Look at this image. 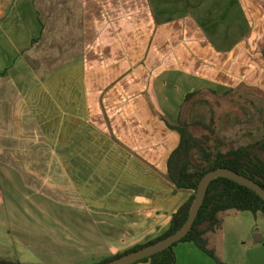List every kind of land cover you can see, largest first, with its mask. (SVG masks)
I'll return each instance as SVG.
<instances>
[{"label":"crops","instance_id":"0c3cea01","mask_svg":"<svg viewBox=\"0 0 264 264\" xmlns=\"http://www.w3.org/2000/svg\"><path fill=\"white\" fill-rule=\"evenodd\" d=\"M206 91L264 100V0H0V258L78 264L101 231L161 236L191 195L166 176L173 126ZM223 219L221 263L179 242L176 264H264L251 218Z\"/></svg>","mask_w":264,"mask_h":264},{"label":"trees","instance_id":"16d2710c","mask_svg":"<svg viewBox=\"0 0 264 264\" xmlns=\"http://www.w3.org/2000/svg\"><path fill=\"white\" fill-rule=\"evenodd\" d=\"M198 93H190L186 102ZM173 128L180 133L179 146L173 151L168 163L167 179L178 190L191 191L188 200L174 214L172 224L161 236L139 243L122 253L107 257L93 264H105L122 255L134 252L172 235L182 228L188 220L190 211L195 203L197 190L203 177L210 171L218 168H228L243 174L264 189V136L263 138L238 147L222 150L219 146H212V135L205 133L196 135L192 125L183 119V114L177 125ZM230 210L247 211L264 214V198L254 189L230 179L219 176L213 179L205 195L204 203L192 230L179 242H193L200 250L221 263L215 250L209 247L206 235L215 231L221 221V214ZM174 246L165 249L151 257L144 258L135 264L144 262L148 264H176ZM0 264H24L20 261H9L0 258Z\"/></svg>","mask_w":264,"mask_h":264},{"label":"rangeland","instance_id":"374dc122","mask_svg":"<svg viewBox=\"0 0 264 264\" xmlns=\"http://www.w3.org/2000/svg\"><path fill=\"white\" fill-rule=\"evenodd\" d=\"M182 114L183 119L191 123L192 130L196 135L202 136L205 133L211 134V130L215 131V134L212 135L211 145H217L222 150L246 145L264 136V100L250 92L231 91L227 94L213 91L200 92L184 104ZM5 200L7 201V199ZM236 214L250 217L254 222L251 240L257 243L259 241L257 234L264 235V215L256 216L252 212L230 210L228 213H222L221 218L226 219L228 215L233 216ZM56 216L59 215L56 214ZM12 221V216L8 215L4 209L3 198L0 197L1 239L9 233ZM3 223L4 225H2ZM60 231L65 232L64 235L69 249L81 251L88 247L79 245V243L82 244L80 242L82 237L77 230L65 228V230ZM122 234L110 233L107 235V231H101L100 238L97 240L99 245L94 249L95 252H93L91 258L78 264H93L137 245L122 244ZM145 242L142 241V243ZM141 264L145 263L141 262Z\"/></svg>","mask_w":264,"mask_h":264},{"label":"water","instance_id":"95a60500","mask_svg":"<svg viewBox=\"0 0 264 264\" xmlns=\"http://www.w3.org/2000/svg\"><path fill=\"white\" fill-rule=\"evenodd\" d=\"M219 176H225L237 182H240L254 189L260 196L264 198V189L259 183H257L253 179L243 174H240L234 170L224 168V167L212 170L208 172L203 177L202 181L200 182L198 190H197V196H196L195 203L190 211L187 222L182 228H180L178 231H176L175 233H173L172 235L166 237L165 239L161 241H158L152 245L146 246L134 252L122 255L105 264H135L138 261L144 258H147V257H151L155 255L156 253H159L165 249H168L174 246L177 242L181 241L193 228V225L198 217L199 211L204 203L206 190L210 182ZM259 239L263 240L262 237Z\"/></svg>","mask_w":264,"mask_h":264}]
</instances>
